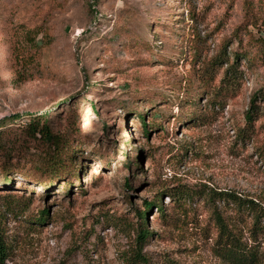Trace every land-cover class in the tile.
Returning <instances> with one entry per match:
<instances>
[{
    "label": "rangeland",
    "instance_id": "obj_1",
    "mask_svg": "<svg viewBox=\"0 0 264 264\" xmlns=\"http://www.w3.org/2000/svg\"><path fill=\"white\" fill-rule=\"evenodd\" d=\"M0 138V264H130L161 194L147 264H227L218 213L264 264L254 214L203 194L264 206V0H0Z\"/></svg>",
    "mask_w": 264,
    "mask_h": 264
},
{
    "label": "trees",
    "instance_id": "obj_2",
    "mask_svg": "<svg viewBox=\"0 0 264 264\" xmlns=\"http://www.w3.org/2000/svg\"><path fill=\"white\" fill-rule=\"evenodd\" d=\"M93 2H97V0H93ZM93 6V5H92ZM193 16V15H192ZM233 65L229 66L225 70V77L224 80L227 82V86L232 85L235 82V78H237V70L234 68ZM199 70V81H203V77L200 74ZM232 75V77H230ZM236 76V77H235ZM194 86L190 85L185 88L182 98H188V96L194 95L192 98H195L197 95L200 94L201 91H193ZM258 94H255L253 97V101L251 103L250 109L247 111L246 120L249 123H252L255 119L256 115V101L258 98ZM188 100V99H186ZM194 100V99H193ZM189 102V101H186ZM32 119H30L26 123V127L32 133V135H40L45 142L51 144L55 147H60V139L57 133L54 130V122L51 119H48V112H44L42 114H33L29 113ZM15 117H19V115H15ZM145 123L144 129L147 131L148 127L146 125V119L143 120ZM3 132V131H2ZM1 139V138H0ZM8 148L6 143L0 142V151H4ZM65 163L61 156H57L51 165V177L52 178H59L63 175V169L61 167H65ZM53 166V167H52ZM131 179L127 180L126 184H129ZM70 184V183H67ZM180 196H187L189 192L187 191H179L176 190L175 192H171L173 197L179 195ZM203 194L211 198V201L214 202L215 199L224 200L227 204L233 203L237 206L240 210H248L254 214L255 218V229L259 231L261 228H264V225H261V222H264V206L260 205L259 203L255 202L253 199L244 198L233 191H217L214 189L205 190ZM201 195V193H200ZM191 196V195H189ZM163 194L159 195L155 201L149 204L150 209L156 204L158 210H162L164 205ZM181 198V197H180ZM150 209L143 213L140 221L139 232L136 237V244L134 246L133 252L131 256L125 257L127 263L130 264H147L148 257L143 254L142 250L144 246L147 244L149 237L151 236V231L147 228L146 223L148 220V213ZM217 227H218V238H217V245L220 248V252L227 264H262L261 263V256L259 253L258 247L250 246L249 243L243 240V237H239L236 232H234L230 227L227 225L225 220L223 219L222 215L218 213L217 215ZM44 219V216H42ZM253 241H257V237H253ZM6 252V243L0 239V257L5 255ZM131 261V262H130Z\"/></svg>",
    "mask_w": 264,
    "mask_h": 264
}]
</instances>
